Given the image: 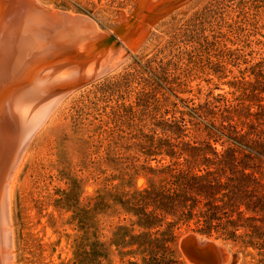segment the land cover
Returning a JSON list of instances; mask_svg holds the SVG:
<instances>
[{"label":"rangeland","instance_id":"obj_1","mask_svg":"<svg viewBox=\"0 0 264 264\" xmlns=\"http://www.w3.org/2000/svg\"><path fill=\"white\" fill-rule=\"evenodd\" d=\"M40 2L110 36L139 8ZM159 11L30 142L11 198L15 264H199L182 252L189 235L225 251L213 264H264V0Z\"/></svg>","mask_w":264,"mask_h":264},{"label":"bare ground","instance_id":"obj_2","mask_svg":"<svg viewBox=\"0 0 264 264\" xmlns=\"http://www.w3.org/2000/svg\"><path fill=\"white\" fill-rule=\"evenodd\" d=\"M183 1L138 0L136 13L121 14L111 37L79 13L40 0H0V264H15L13 183L34 136L76 89L137 47L151 24L148 12L165 13Z\"/></svg>","mask_w":264,"mask_h":264},{"label":"water","instance_id":"obj_3","mask_svg":"<svg viewBox=\"0 0 264 264\" xmlns=\"http://www.w3.org/2000/svg\"><path fill=\"white\" fill-rule=\"evenodd\" d=\"M112 37V36H111ZM189 240L193 241V245L189 247L187 244ZM181 249L184 256L199 264H213L220 262L221 254L218 252V248L215 244L209 241H199L193 235H189L183 240L181 244ZM205 254L206 256H204ZM225 251L223 253V258L225 260Z\"/></svg>","mask_w":264,"mask_h":264},{"label":"trees","instance_id":"obj_4","mask_svg":"<svg viewBox=\"0 0 264 264\" xmlns=\"http://www.w3.org/2000/svg\"><path fill=\"white\" fill-rule=\"evenodd\" d=\"M199 180H201V178H200ZM262 205H263V204H262Z\"/></svg>","mask_w":264,"mask_h":264}]
</instances>
